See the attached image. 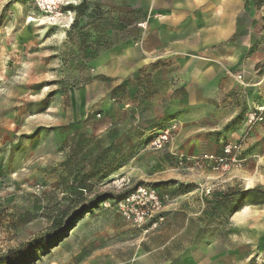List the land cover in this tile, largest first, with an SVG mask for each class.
<instances>
[{
  "label": "rangeland",
  "instance_id": "obj_1",
  "mask_svg": "<svg viewBox=\"0 0 264 264\" xmlns=\"http://www.w3.org/2000/svg\"><path fill=\"white\" fill-rule=\"evenodd\" d=\"M175 3L0 0V264H264V35L202 44Z\"/></svg>",
  "mask_w": 264,
  "mask_h": 264
},
{
  "label": "crops",
  "instance_id": "obj_2",
  "mask_svg": "<svg viewBox=\"0 0 264 264\" xmlns=\"http://www.w3.org/2000/svg\"><path fill=\"white\" fill-rule=\"evenodd\" d=\"M174 1L179 3L178 8L180 9L179 12L181 16L186 13L187 20L190 23L191 21H197L200 23L198 26L199 28L209 30L202 38V44H222L229 41L244 28L248 30V33L240 44L245 43L248 46L259 44L260 39L264 35V0L256 7H253L250 12L246 9L247 0ZM254 2L258 3L259 0H254ZM177 3H175L176 6ZM234 50L235 49L227 47L221 51L213 52L212 55L210 54V60H204L201 63V73L197 74L198 81L201 80L200 82H205L202 79L208 76L209 71H211L212 76L215 75V79L222 76V72L220 75L217 73L221 71V66L223 65L221 61L226 59H237L236 56L233 55ZM239 59H241V57ZM250 59L256 63L261 59V54H259L258 57L255 52ZM213 89L214 88L209 91L206 90L204 93L214 92L215 89ZM212 252L209 251V253ZM204 256L205 255H203V257ZM196 264H203V260H197Z\"/></svg>",
  "mask_w": 264,
  "mask_h": 264
},
{
  "label": "built area",
  "instance_id": "obj_3",
  "mask_svg": "<svg viewBox=\"0 0 264 264\" xmlns=\"http://www.w3.org/2000/svg\"><path fill=\"white\" fill-rule=\"evenodd\" d=\"M167 132L161 136L157 144L168 141ZM169 198L166 197V200ZM120 206L127 219L136 224L151 223L157 225L161 209L164 206L163 199L156 190L146 186H138L132 192L126 194L120 201Z\"/></svg>",
  "mask_w": 264,
  "mask_h": 264
},
{
  "label": "trees",
  "instance_id": "obj_4",
  "mask_svg": "<svg viewBox=\"0 0 264 264\" xmlns=\"http://www.w3.org/2000/svg\"><path fill=\"white\" fill-rule=\"evenodd\" d=\"M263 0H259V2L258 3H255L254 2V0H247L246 1V9L250 12L251 11V9L253 8V7H256L257 5H259V3L260 2H262ZM259 189H262V188H259V187H257V188H254L253 190H259ZM227 196V192L225 193H222V194H216V198L218 199V200H221V199H223L224 197H226Z\"/></svg>",
  "mask_w": 264,
  "mask_h": 264
},
{
  "label": "bare ground",
  "instance_id": "obj_5",
  "mask_svg": "<svg viewBox=\"0 0 264 264\" xmlns=\"http://www.w3.org/2000/svg\"><path fill=\"white\" fill-rule=\"evenodd\" d=\"M49 1H54V0H49ZM72 20H73V19L71 18V19H70V22H71Z\"/></svg>",
  "mask_w": 264,
  "mask_h": 264
}]
</instances>
